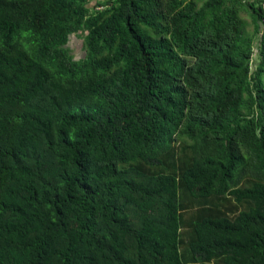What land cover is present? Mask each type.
Here are the masks:
<instances>
[{
	"label": "trees",
	"instance_id": "obj_1",
	"mask_svg": "<svg viewBox=\"0 0 264 264\" xmlns=\"http://www.w3.org/2000/svg\"><path fill=\"white\" fill-rule=\"evenodd\" d=\"M0 264H264V3L0 0Z\"/></svg>",
	"mask_w": 264,
	"mask_h": 264
},
{
	"label": "rangeland",
	"instance_id": "obj_2",
	"mask_svg": "<svg viewBox=\"0 0 264 264\" xmlns=\"http://www.w3.org/2000/svg\"><path fill=\"white\" fill-rule=\"evenodd\" d=\"M94 2V1H93ZM246 9V7L244 6ZM245 18H247V14H243ZM250 30H253V26L250 27ZM70 48L72 49L73 54L75 55L76 58L82 55V39L71 35L70 37V43H69Z\"/></svg>",
	"mask_w": 264,
	"mask_h": 264
},
{
	"label": "crops",
	"instance_id": "obj_3",
	"mask_svg": "<svg viewBox=\"0 0 264 264\" xmlns=\"http://www.w3.org/2000/svg\"><path fill=\"white\" fill-rule=\"evenodd\" d=\"M245 2H247V4H258V3H264V0H243ZM247 20L251 21L250 16H248L247 14Z\"/></svg>",
	"mask_w": 264,
	"mask_h": 264
}]
</instances>
